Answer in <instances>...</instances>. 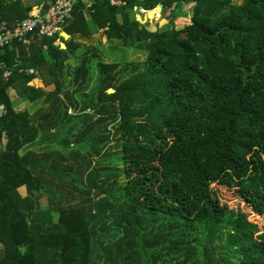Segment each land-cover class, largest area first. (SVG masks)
<instances>
[{
	"label": "trees",
	"instance_id": "trees-1",
	"mask_svg": "<svg viewBox=\"0 0 264 264\" xmlns=\"http://www.w3.org/2000/svg\"><path fill=\"white\" fill-rule=\"evenodd\" d=\"M159 4L169 24L140 27V9ZM186 5L191 22L172 26ZM32 6L0 0V23L23 20ZM92 27L122 51L146 50V58L92 63L75 41L91 38ZM64 31L69 38L0 47V264H264V226L211 187L234 188L264 214V0H93L90 7L78 0ZM68 51L77 54L71 69ZM26 68L53 89L30 84L36 78ZM11 90L25 102L55 100L53 112L18 109ZM65 95L75 110L78 98L88 99L72 114ZM114 103L118 111L103 131L104 110ZM46 121L58 129L52 137H45L50 127L40 128ZM89 139L100 145L91 159L114 143L121 156L114 168L99 166L95 175L90 168L92 181L103 173L126 180H112L88 203L42 206L33 170L43 163L69 176L51 171L42 151Z\"/></svg>",
	"mask_w": 264,
	"mask_h": 264
},
{
	"label": "rangeland",
	"instance_id": "rangeland-1",
	"mask_svg": "<svg viewBox=\"0 0 264 264\" xmlns=\"http://www.w3.org/2000/svg\"><path fill=\"white\" fill-rule=\"evenodd\" d=\"M26 4H28V1H25ZM30 3V1H29ZM191 6L186 5L184 6L183 10L181 12L175 13L174 17H172V26H176L178 28L183 27L186 23L191 22ZM169 13L163 12L161 13L162 17H166V15ZM157 16V11L155 12ZM169 19V18H168ZM155 21V20H154ZM93 29V27H92ZM93 31H95L93 29ZM94 33V32H93ZM100 34H95L91 39H77V43H79L78 48H83L85 50L88 49L87 53V59H91L92 63L95 62V60H101V61H121V60H128V61H142L146 58V53L147 51L144 49H132L129 50V48L124 47V51H122L121 47L122 43L120 41L116 40H111L108 41L106 37ZM80 39V37H79ZM84 40V41H83ZM77 54H79L80 57H82L85 53L84 50L78 49L76 51ZM77 54L72 53V51H68V68L72 66L74 63V59L77 58ZM79 57V58H80ZM123 62V61H121ZM89 65V63H87ZM94 69V68H93ZM67 72V71H66ZM46 74V71L42 70V75L44 76ZM71 77V76H70ZM68 76V79H70ZM82 80V78H80ZM79 80V79H78ZM76 80V82L78 81ZM89 82V81H87ZM34 83V82H33ZM95 83V82H93ZM94 88V85L89 84V86H86L84 89H86V96L91 97L92 96V90ZM70 95H65L64 99L68 103L69 106V113L74 114L75 111L77 110H82L85 105V100L88 98H85V100L78 98V97H73L74 100L77 98L79 99L78 102V109L75 110L73 108L72 104L70 103V100L72 96ZM55 101V100H53ZM53 101H51L49 104H45L42 107H40L38 110H43L44 113H48L50 110L53 112ZM16 106L18 105V102H15ZM106 118L108 119L107 121H102L101 122V130L105 131V128L109 127L110 122L114 120V117L116 116V113L118 111V104L114 103L108 106L106 110ZM103 111V112H104ZM88 115L94 116L93 109L88 110ZM102 112V113H103ZM98 117V115H95V118ZM105 117V116H104ZM89 119V118H88ZM50 127L51 132L45 137H52L54 136L57 132L58 129L56 130V127L54 126L53 123L51 122H43L41 125L40 123V128L41 127ZM114 124L112 126V131H114ZM114 137V136H113ZM61 137H59L58 140H60ZM74 139V138H73ZM58 148H54L52 145V149H44L42 151L43 154H45L51 161V167L53 168L54 173H57L58 175H69V176H64L63 178L53 175V173H49V166L46 167L45 164L41 163L38 165L33 171L35 174L39 175L42 179V188L41 190L37 191L36 194L39 195L41 193V205L45 207H52V208H59V207H66V206H72V205H78L81 203H88L90 200H94L98 196H103L104 192H106L107 186L112 183V180L116 179L118 181V184H123V182L126 180V178L123 175H117L116 177L113 176L111 177H105L104 173L102 176L96 178L92 181L93 177H90V171L89 169L93 170V174H97L101 171L100 167H104L107 165V167L114 166L116 161L121 157L120 155L115 154L116 150V145L111 144L110 146L108 145L104 151H100L95 154V157L92 159L90 158L91 155L93 154V151L95 149L99 150V143H96L95 141L93 142L92 139H89L87 142H83L81 140L74 141L71 143L72 147L67 148L63 143H58ZM37 148V147H33ZM78 153V154H77ZM80 153V154H79ZM91 153V155H89ZM39 156V155H36ZM33 156V157H36ZM94 156V155H93ZM32 157V158H33ZM90 162V163H88ZM54 163V164H53ZM53 164V165H52ZM97 170H96V168ZM48 168V169H47ZM114 168V167H113ZM120 169L122 166L119 167ZM69 174H68V173ZM75 178L76 181L79 182H74L71 179ZM101 181H104L105 183L102 184V188L99 187V184ZM80 182H83L82 184L84 185L83 187L78 185ZM119 187V186H118ZM212 189L215 190L219 200L221 202L227 203L230 207L234 208H240L241 211L245 214L248 215V218L254 222H257L259 226L263 227L264 226V214L259 215L257 213H254L250 207H248L243 200L239 197L237 194L236 190L234 188H229L223 185L219 184H212L211 185ZM98 260V258H96ZM235 261L234 259H232ZM238 264V262L236 263Z\"/></svg>",
	"mask_w": 264,
	"mask_h": 264
},
{
	"label": "built area",
	"instance_id": "built-area-1",
	"mask_svg": "<svg viewBox=\"0 0 264 264\" xmlns=\"http://www.w3.org/2000/svg\"><path fill=\"white\" fill-rule=\"evenodd\" d=\"M78 0H53L47 7L45 3L32 6L26 18L10 25L7 21L0 23V47L15 42L29 45L34 36L54 37L61 34L68 19L72 17L74 7ZM111 4L119 5L123 0H110ZM142 13L147 10L140 9ZM161 14H159V18ZM46 47V46H45ZM33 74L36 79H41L38 69H21ZM4 76L8 78L10 71H5ZM30 84L34 85L33 81ZM1 112V110H0Z\"/></svg>",
	"mask_w": 264,
	"mask_h": 264
},
{
	"label": "crops",
	"instance_id": "crops-1",
	"mask_svg": "<svg viewBox=\"0 0 264 264\" xmlns=\"http://www.w3.org/2000/svg\"><path fill=\"white\" fill-rule=\"evenodd\" d=\"M24 1H26V0H24ZM28 1V4H30V5H36V4H40V3H37V1L38 0H27ZM29 1H30V3H29ZM84 2H86V4H87V6L88 7H90V5L92 4V2H93V0H83ZM94 29V28H93ZM95 31H94V33H93V36L96 34H100V32L101 31H97L96 29H94ZM64 33H66L64 30L61 32V36H63L64 35ZM102 36H104L103 34H101ZM64 37V36H63ZM105 37V36H104ZM65 38H69V35L67 34V37L65 36ZM92 38V37H91ZM91 38H88V39H91ZM77 39L78 40H81V39H79V38H76L75 39V41H77ZM82 41V40H81ZM84 41V40H83ZM60 41H59V39L57 40V43H59ZM33 82H34V85L35 86H39V87H46L45 86V83H44V81L42 80V79H35V80H33ZM78 82H81V79L80 80H78ZM93 83H91V85H92ZM46 89L47 90H52L53 89V86H47L46 87ZM71 90H73V89H71ZM11 94H12V98L16 101V102H18V105L16 106L18 109H24V108H26V107H28L30 110H31V112L33 113V112H36V111H38V109L40 108V107H42L43 105H44V102H43V100H41L40 102H38L37 104H35V103H30V102H25V101H23V100H20L19 98H18V96H17V94H16V92L14 91V90H11Z\"/></svg>",
	"mask_w": 264,
	"mask_h": 264
},
{
	"label": "water",
	"instance_id": "water-1",
	"mask_svg": "<svg viewBox=\"0 0 264 264\" xmlns=\"http://www.w3.org/2000/svg\"><path fill=\"white\" fill-rule=\"evenodd\" d=\"M163 5L159 4L156 8L147 10L145 13H142L141 10L137 13L136 18L138 22L140 23V27H142L145 24H149L147 26V29L150 32H156L159 28L163 27L164 25L169 24L170 20L166 17L155 18L154 14L156 10H160V14L162 13ZM155 20V21H154ZM64 37H67V33H64ZM62 46L65 47V44L62 43ZM109 93L114 92V89L110 88L108 89Z\"/></svg>",
	"mask_w": 264,
	"mask_h": 264
}]
</instances>
